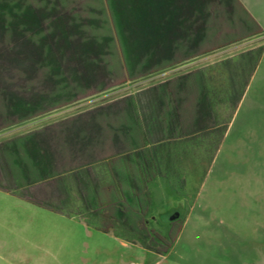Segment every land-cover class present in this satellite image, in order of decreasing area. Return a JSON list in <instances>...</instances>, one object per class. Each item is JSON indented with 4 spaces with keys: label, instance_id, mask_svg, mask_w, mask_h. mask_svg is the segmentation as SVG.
I'll use <instances>...</instances> for the list:
<instances>
[{
    "label": "rangeland",
    "instance_id": "374dc122",
    "mask_svg": "<svg viewBox=\"0 0 264 264\" xmlns=\"http://www.w3.org/2000/svg\"><path fill=\"white\" fill-rule=\"evenodd\" d=\"M201 1L203 6L216 2ZM262 1L260 6L253 8L259 29L248 34V37H253L255 43L260 45L255 49V56L248 63L244 53L237 55L231 58L234 63H227L230 71L221 69L226 66L223 64L224 60L218 63V68L209 72L212 77L209 84L213 91V108L218 115L216 124L208 123L197 134L183 137L180 145L157 144L161 145L157 151L161 156L165 154L163 148L173 149L171 158L160 157V160L163 159L162 163L172 165V176L167 180L155 176L148 182L144 189L146 196L142 210L137 217L133 216L136 223L131 226L104 220L101 223L103 226L122 234L116 236L111 228L104 232L90 224L80 223L78 217L77 220H72L0 192V264H264V0ZM92 3L99 9L104 0H94ZM105 4L107 16H110L112 7L109 0ZM122 7L124 10L127 5ZM138 9L145 10L134 4V11L137 12ZM80 14L89 18L86 13ZM137 15L141 17L139 23L142 25L138 30L142 36L138 38L139 48L135 57L142 60L130 65L129 69L135 72L144 71L148 64L145 49L148 23L146 10L145 13L139 11ZM160 15L162 13L159 11L155 12L157 20ZM52 18L47 17L43 25H50ZM62 19L60 16L59 22L52 24V30L55 27L59 31L56 33L57 38H51V35L56 34L50 32L49 28L45 30L47 32H42L39 23L21 22L18 25H31L32 29H24L21 34L20 31H12V38L0 41V83L22 84L27 70L28 75L36 72L41 75V85L47 90L52 89V85L56 84L48 79L46 70L48 62L56 57L62 63V70L76 67L83 69L82 72L87 75V62L79 55L86 50L81 45L82 39L70 36L68 43L60 48L57 44L53 45L63 32L60 26L71 29V23H63ZM109 24L111 28L107 27L106 30L114 32L111 19ZM101 31L97 29L103 35ZM45 33L47 37L44 40ZM41 41L52 43L54 47L49 58H43L42 61L39 52ZM64 42V38L60 37V44ZM122 45H126L125 38ZM243 46H236V51ZM95 49L98 51L99 48L96 46ZM256 56H259L256 79L247 88L244 86L245 76L248 73L252 75L253 69H250L255 66ZM106 60L119 66L124 64L121 47L120 51L115 48L113 51H106ZM241 66L247 69L241 71L238 69ZM36 68L40 72L35 71ZM174 72L171 70L148 74L147 71L131 78L128 68L122 66L112 76L114 81L91 77L90 81L82 80V85L72 95L43 98L32 112L26 114L14 111L4 122L6 127L0 128V159L8 166V175L20 176V171L15 172L19 167L28 170L36 158H39L33 144L36 136L34 133L9 140L11 135L44 126L85 108L132 93ZM231 75L235 84L233 95L229 93L231 89L229 91L227 88L230 84L227 77ZM20 106L18 98L10 99V107ZM171 140H174L173 137ZM99 168H102V173L110 170L108 166ZM93 169L97 168L92 167ZM79 176L76 173L73 176L76 181L66 187L73 192V198L59 200V204H55L54 200L48 202L53 206L64 205L66 210H76L89 220L90 211L81 203L76 191V187H80L83 194L86 192V182ZM85 196L91 202L90 195ZM123 202L126 205L129 203ZM129 204L125 208L132 210ZM116 205L118 204L106 206V213L115 215L119 206ZM176 212L178 219L173 221L170 216ZM124 216L128 220L131 218L130 212H124ZM145 226L150 229V235ZM166 232L168 237L164 235Z\"/></svg>",
    "mask_w": 264,
    "mask_h": 264
},
{
    "label": "crops",
    "instance_id": "0c3cea01",
    "mask_svg": "<svg viewBox=\"0 0 264 264\" xmlns=\"http://www.w3.org/2000/svg\"><path fill=\"white\" fill-rule=\"evenodd\" d=\"M32 1L33 7L40 5L39 0ZM262 2L219 0L208 6V14L204 18L201 3L189 0L185 13L179 15L178 21L173 20L165 24L161 32L150 33L148 38L149 54L154 64L150 70H153V74L171 70L175 72L132 93L119 96L109 106L111 108L109 112L100 116L113 120V128L106 127L105 131L101 132V138L89 146L76 142V136L88 127L87 122L79 118L75 121L70 120L66 127H53L55 120L44 126L11 135L9 140L20 139L26 134L34 133L36 136L33 144L39 158H36L28 170L19 167L20 169L15 172L20 171V176L8 175V169L0 159V192L39 205L72 220L78 217L80 223L87 225V219L82 213L66 210L64 205L53 206L48 202L54 200L55 204H59V200L72 197L73 192L65 190L64 187L62 190L59 185L64 183L68 187L69 183L76 181L73 172H78L82 180L92 174L93 177L108 175L107 172L102 173L95 165L90 164L97 158L112 154H116L114 175L129 181L126 177L136 176L132 169L133 155L140 148H151L152 143H155L156 147L158 144L156 142L180 145L183 137L197 134L208 123L216 124L218 115L213 108L209 84L212 77L209 72L218 68L217 66H220L218 63L226 59L230 58L229 63H234L231 62V58L243 53L248 63L253 59L255 49L260 45L255 43L253 37H248V34L259 27L254 19L256 15L253 8L260 6ZM34 16L35 22L40 21V18H36L39 17L36 12ZM230 32L232 35H229ZM227 43L230 45H226ZM241 45H244L242 49L236 51V46ZM125 56L129 60L127 68L130 75L136 76L149 71L146 69L131 71L130 57L127 53ZM257 57L259 59V56L254 59L255 66L250 69H253L252 75L248 73L245 76L244 86L247 88L250 82L256 79L255 72L259 64ZM228 66L229 64H226L221 69L230 71ZM238 69L244 71L247 67L241 66ZM227 78L230 81L228 85L235 86L233 75ZM168 85L176 87L179 91L181 101L178 103V110L173 109L174 101L169 98ZM238 85L241 86V83ZM3 105L4 103L1 108L4 109ZM172 137L174 140H171ZM159 146L161 145L157 147ZM163 149L166 152L162 155L163 159L170 158L169 152L173 149ZM124 152L131 155L132 159L123 160ZM170 166H172L170 163L165 162L162 165L163 170L153 177L167 180L172 176ZM92 167L97 169L92 170ZM85 168L88 172L84 170Z\"/></svg>",
    "mask_w": 264,
    "mask_h": 264
},
{
    "label": "flooded vegetation",
    "instance_id": "af4514ba",
    "mask_svg": "<svg viewBox=\"0 0 264 264\" xmlns=\"http://www.w3.org/2000/svg\"><path fill=\"white\" fill-rule=\"evenodd\" d=\"M39 1L40 5L37 7H33L32 0H0V41L4 42V39L12 38V31H20L21 34L24 32V29H32L31 25H18L21 22H29L33 24L39 23V27L41 28L42 32H47L45 30L49 28L50 32L53 31L55 32V34H58L59 31L57 30V28L54 27V30H52L54 26H52V24L55 22H59V17L61 16L63 18V23H71V29H66L64 26H60L59 28L62 29L63 32L58 37V39L54 41L53 45L57 44L58 48H60V46H63L65 43H68V39L70 36H76L79 37V39H82L81 45L83 49L86 50L80 52L79 55H81L83 57V60L87 62V75L85 76V73L82 72L83 69L76 67L70 69L67 68L66 71H69V73L66 72L65 69L62 70V63L60 62V59L56 57L54 60L50 61V63L48 62L50 66L48 65V68L46 70V76H49L48 79H51V82L53 80V84H56L52 85V89L47 90L44 88L43 85H41V75H39L37 72L34 74L29 73L28 75L27 70L25 71L26 76L25 78H23L22 84H10V82L5 83L4 81L1 82L0 100H2V102L0 101V128L6 127L4 122L10 118L12 113H15L14 111L26 114L29 111L32 112L31 110L34 109L39 103V101H41L43 98H50L52 96L54 98H62L67 95L69 96L74 94L77 87H80V85H82V80L90 81V78L94 77V79L104 80L106 78V81H114V78H112V76L117 73V70H120L122 66H125L126 69L128 67L129 60L125 56L126 53L127 56L130 57L131 64H134L137 61H141L142 59H140L139 57H135V52L137 53V50L139 48L138 38L142 36L138 30V28L141 27L140 25H142L141 23H139V18L141 17L137 15L139 11L145 13L146 10V19L148 22L146 27L147 46L145 48L147 50L146 53L148 55V64L145 66L144 69L149 70L148 74L153 73V70H150L153 68L154 64L151 60L152 56L149 54V34L158 31L161 32L165 24L170 23L173 20L178 21L179 15H183L185 13V8L189 3V0H109V5L112 7V14H110V16H107L105 4L106 0H104V4H100L101 8L99 9L95 8V5H93L92 2H94V0ZM197 1L201 3L202 10H204L203 15L205 18L208 14V6L210 5V3L205 4L203 6L201 0ZM99 2H101V0H99ZM216 2H219V0H216ZM124 4L127 5V8L122 10V6ZM134 4H136L138 7H143L145 10L138 9L137 12L134 11ZM156 11L162 13V15L159 16V20H157L155 17ZM34 12L40 15V17H36L40 18V21H34ZM80 13H86L87 15H89V18L82 17V14ZM95 14H102V16H96ZM51 16L53 17L50 20L51 24L49 23L50 25H43V23L46 21V18H50ZM110 19L112 20V23L114 25L115 33L111 30H106L107 27L111 28L109 24ZM97 29L102 30L101 32H103V35H101L100 32L98 33ZM140 32H143V30H140ZM46 34L47 33L43 35L44 40L47 37ZM57 34L51 35V38H57ZM60 37L64 38L65 41L62 44H60ZM124 38L126 41V45H122V40ZM129 39H131V41H129ZM96 46L99 48L98 51H96L97 49H95ZM120 47L124 58V64H122L121 66H119L117 63L110 64L108 60H106V51L109 52L111 51V49L113 51V48L120 51ZM39 48V52H41L40 60L42 61L43 58H49V54H52V48L54 47L52 46V43L49 44L46 41H41L39 44ZM229 61L230 60H226L224 61V63L227 64L229 63ZM35 71L40 72V70H37V68L35 69ZM128 75L131 78L134 77L130 75V73H128ZM79 77L85 78L81 79ZM70 78H72V80ZM74 78L77 80L75 81ZM73 81H75L76 83ZM167 89L169 98L174 101L173 109L178 110L177 106L178 103L181 101L180 96L178 94V89L169 85ZM11 98H18L21 102V106L17 108L10 107ZM117 98L118 97L91 106L89 108H85L67 116L66 118L63 117L61 119H58L55 123H53L52 126L66 127L70 120L75 121L77 118L84 119L85 122H87L88 127L76 136V142L89 146V144H93L101 138V132H104L106 127L113 128V120L100 116L103 115V113L105 114L109 112V110L111 109L109 106L113 104ZM2 103H4V109L1 108ZM22 103L26 105L25 109H23L24 105H22ZM32 104H34L33 107L31 106ZM24 118H27V116H24ZM90 128H93V130H90ZM180 131H182V128L180 129ZM155 145V143H152V147H154ZM145 150L146 148H140L138 150L139 152L137 155L140 154L142 158L146 159ZM124 153L125 154L122 156L123 160L132 159L131 155L127 154L126 152ZM115 155L112 154L97 158L93 160L90 165H109L111 163H114L116 158ZM6 167L8 169L7 165ZM85 182L86 186H84V190H86V192L83 194L80 190V187H76V191L79 193V197H82V201L87 202V204L90 205L92 204V200L91 202H88L87 198L89 197H86L85 195L91 194L88 188H90L92 181L86 180ZM94 184L97 189L96 192L99 193V183H94L93 181V185ZM59 187L63 190L62 187L66 188L67 186L60 184Z\"/></svg>",
    "mask_w": 264,
    "mask_h": 264
},
{
    "label": "trees",
    "instance_id": "16d2710c",
    "mask_svg": "<svg viewBox=\"0 0 264 264\" xmlns=\"http://www.w3.org/2000/svg\"><path fill=\"white\" fill-rule=\"evenodd\" d=\"M227 88L229 89V91L231 89V91L229 92L230 94L234 93V86L232 87L229 85V87ZM211 92L213 95V91ZM157 151H159V148L157 146L147 148L145 150L146 159L142 158L140 154L137 155L139 151L134 152L132 169L136 172V176H133L132 178L126 177V179L128 178L129 181H125L124 177H118L114 175V163L106 165L110 168L108 172L106 171L108 175H100L93 178L91 175L87 176V179H85V181H92L90 188H88L91 192L90 198L92 200V204L89 205L87 204V202L82 201V197H80V200L84 207L88 209V211H90L88 213L89 220L87 219L88 224L92 225L96 229L108 232L111 227H105L101 224L106 219L114 220V223L122 222L123 224L131 226L132 224L136 223L133 216L137 217V214H140V211L142 210L144 198L146 196V192H144V189H146L148 182L152 180L153 175L163 170L162 165L165 164V162L164 164L162 163L163 159L160 160V157L163 158V156H161V153H157ZM171 152H169L170 158L172 156ZM96 167L98 168V170L102 169L99 168L101 166ZM86 168L84 170L88 172V169ZM76 173L78 172H73L72 175L74 176L76 175ZM93 181L94 183H99L98 185L100 187H98V189L100 194L96 192L97 189L95 184L93 185ZM63 185L67 186V184L64 183ZM64 189L67 190L66 188ZM149 198L151 197L149 196ZM123 200L130 203L128 204L132 210L125 208V206H128V204L126 205ZM114 203L119 205H116L118 206V210L115 215H113V213H106V206H111V204ZM124 212H130V220L124 218ZM145 229L147 230V232L149 231L148 233L150 235V229L146 228V226ZM112 230L116 236H122V234L120 235L118 231H115L114 229ZM164 235L167 237L169 236L167 232ZM141 242L143 243V241Z\"/></svg>",
    "mask_w": 264,
    "mask_h": 264
},
{
    "label": "water",
    "instance_id": "95a60500",
    "mask_svg": "<svg viewBox=\"0 0 264 264\" xmlns=\"http://www.w3.org/2000/svg\"><path fill=\"white\" fill-rule=\"evenodd\" d=\"M177 216H178V213L176 212V213H174V214H172V215L170 216V219L174 220V219L177 218Z\"/></svg>",
    "mask_w": 264,
    "mask_h": 264
}]
</instances>
